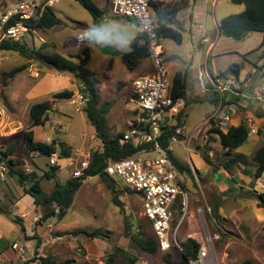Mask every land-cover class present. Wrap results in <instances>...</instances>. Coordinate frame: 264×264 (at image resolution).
Listing matches in <instances>:
<instances>
[{
    "label": "rangeland",
    "instance_id": "1",
    "mask_svg": "<svg viewBox=\"0 0 264 264\" xmlns=\"http://www.w3.org/2000/svg\"><path fill=\"white\" fill-rule=\"evenodd\" d=\"M104 2L95 0L98 7L104 8L113 17L109 4L106 6ZM5 3H7V0H0V10L2 4ZM173 4V2H169L166 6V3L163 11H170L172 6H175ZM207 8L208 20L205 29L208 33L207 38L215 46L208 59L204 60L203 58V50L206 45L201 44L200 30L198 31L197 28L191 26L187 18V10L180 13L178 23L174 26L175 30L181 35V43L177 44L166 38L163 41V57L170 77L169 82L174 73L178 71L181 73L185 90V107L178 121L180 135L176 137V142L171 144V154L181 164L189 167L192 176L194 174L191 170V163L195 165L193 156L196 154V141L191 139L192 135L199 125L210 118H217L220 113L227 114L230 117V126L239 124L245 117H251L260 132L249 136L251 138L258 137L261 140L259 147L264 146V102L250 98L252 97L253 88L264 94L263 51L261 48L252 52L259 47L261 36L260 34L250 35V38L248 37L241 42L219 36L216 31L219 22L227 16L240 13L243 7L233 5L230 0H219L215 9L211 10L210 6ZM51 10L61 21V26H56L49 32L48 30L31 29L21 36L18 41L29 48L45 47L44 52L48 53V50H50V52L62 56L70 53L82 55L87 50L90 57L86 67L93 72L97 87L100 86L99 103L100 105L105 102L111 104L110 111L106 116L110 134L112 136L119 133L123 134L134 117L135 105L130 101L132 92L129 90L137 75L146 69L143 66L145 61L142 60L135 69L128 70L121 61H117L116 58L112 57V60H116L115 65L117 66L107 67L101 56L102 48H100L98 39V32L102 30L100 26L102 17L94 19L74 0H59ZM156 19L154 17L155 22ZM164 19H166V16L163 13L162 20H160L163 21ZM202 23L200 24L202 25ZM88 30H93L91 38L86 39L84 42H78L77 37ZM105 34L107 35V33ZM48 42L50 45H48ZM246 51L251 52L249 54L243 53ZM239 55H246L247 60H239ZM237 62L242 66L239 77L244 78L245 81L252 80L254 84L249 89L244 90L239 102L231 100L228 105L223 104L220 107L219 96L213 92L211 86L207 82H205V89L199 86L197 73L207 67L208 73L213 75L214 72L223 71L227 65ZM19 67H25V69L13 78L4 77V74ZM48 72L33 60H28L10 51L5 53L0 64V153L13 146L12 158L23 163L17 166L16 170L24 177L31 173L28 172L27 167V165H31V160L34 161V169H38V167L42 171L48 169L46 166L48 164L47 158H42L38 154H31L29 156L31 160H28L25 154L23 134L24 131L30 129L28 110L33 104L52 101L51 109L58 111L57 113L55 111L48 112V121L53 118L54 121L56 120V124H59L60 127L57 126L59 133L53 134L52 127L49 126L47 121L46 128L35 131V138L38 142L43 141L45 143L47 137L56 142H60L59 140L64 141L71 147L72 156L70 158L75 160L86 153L91 154V152L100 149L99 142L93 136L92 127L83 112L85 101L81 99V95L78 93V85L72 83L75 86H71L67 85L68 83L65 81L48 79ZM64 90L73 93L70 100L57 101L52 98V94L48 95V91L61 92ZM3 100L7 101L8 107L4 105ZM222 132L225 133L226 131ZM202 138L204 136H201ZM250 143L251 145L255 144L254 148H250ZM257 144L258 142L248 141L242 147V150L247 152L246 150L249 148L251 152L256 149ZM186 147H188L187 152ZM204 148L206 149V147ZM222 156L226 155L223 154ZM219 159L221 160V158ZM219 159L216 162H219ZM0 163L3 162L0 161ZM68 163L67 159L60 160L56 177L40 182V187L44 193L52 191L55 182L63 184L71 178L69 175L71 168L68 167ZM7 174L8 172L1 181L6 180ZM179 176L187 191L189 203L187 218L180 229L178 237L180 245L187 239H195L201 244L204 240V234L207 232L213 248V255H211L213 264H244L246 261L251 264H264V207L260 206L254 195V193L261 194L263 192L252 190L255 184L264 185V175L259 181H256L257 183H255V177H248L252 180L249 184L251 190L244 192L237 190L244 201L241 207L239 205L240 209L236 206L238 203L228 211L227 209L224 210V206H222L223 215L214 218L216 225L205 211L203 212L202 223L196 209L209 207L211 210V196L209 193H212V191L210 189H213L216 193L218 191L217 187H221L220 189L225 187L223 180L219 176L206 177L207 180H201L196 175L197 182L193 176L195 182L193 184L187 174ZM15 179L17 180V178ZM112 181L115 185V195L118 198L119 205L112 202L113 194L102 181L98 177H92L83 182L63 219L57 217L52 219L53 224H58L64 231L69 230L68 233L80 230L93 234V237H91L92 245L88 244L89 240L83 233L77 236L69 234L55 242L58 244L55 248L51 250L48 248L47 257L53 259L54 264H104L108 256L114 258V264H130V258L135 259L134 264H164L165 257L173 263H178L181 260V253L176 248H172L165 253L157 251L155 255L151 256L143 253L132 242V238L137 235L152 237L151 228L141 214V200L138 196L128 193L117 179L112 178ZM26 184L27 186L30 185L28 181ZM222 192L226 193L227 191ZM220 195L222 196V194ZM221 196L218 195L217 197L221 199ZM233 199L231 197L229 201H233ZM27 207L28 205L26 206L25 203L19 209L26 211ZM229 211L231 212L230 217H228ZM3 219L0 220V222L3 221L1 223L2 230L9 238L13 236V229L19 233V227L16 224L9 219ZM18 252L20 264H30L31 261H34L35 264L39 263V258L36 257L37 253L32 258L27 259L24 254L20 253V250ZM10 253L12 252L10 251Z\"/></svg>",
    "mask_w": 264,
    "mask_h": 264
},
{
    "label": "trees",
    "instance_id": "2",
    "mask_svg": "<svg viewBox=\"0 0 264 264\" xmlns=\"http://www.w3.org/2000/svg\"><path fill=\"white\" fill-rule=\"evenodd\" d=\"M78 3L86 12H88L94 19L101 17L102 11H100L92 0H74ZM181 0L178 5L172 7L170 11H160L154 9L156 13L157 20H162V14L164 13L167 17L166 21L168 24H174V18L176 13L184 8L185 2ZM233 5L243 6V10L234 15L227 16L223 18L217 25L218 35L224 38L234 40L236 42H241L252 34H261L262 40L257 50L263 51L264 57V0H230ZM5 5L2 4V8ZM150 6L152 2L150 1ZM1 8V9H2ZM5 9H2L3 12ZM133 23L134 21L131 20ZM135 23V22H134ZM61 21L54 15L51 9L47 8L44 10L40 17L36 20H31L28 25L31 29L48 30L54 26L60 25ZM155 32L166 39H171L177 44L181 43L180 33L170 28L166 25H158L155 28ZM142 37L139 35L133 39L131 46L132 49L128 53L121 55V63L128 70H133L137 67L141 60L148 58V50L144 45H140L139 41ZM2 48L5 51L15 52L28 60H33L48 71H54L58 74H71L75 77L79 83L78 93L84 98L85 106L83 112L90 126L93 128L94 137L98 140L100 149L91 152L89 154V167L85 171L84 177L80 179H68L63 184L55 182L54 188L49 193H44L40 187V182L42 180H50L56 177L59 171L58 165L55 167H50L48 164L46 166L48 169L41 170L35 169L28 176L24 177L19 171L16 170L17 166L22 165V161L12 158L14 152V147H8L4 152L0 153V161L7 168L9 176H16L17 183L22 188L24 195H29L33 199L35 207L39 209L40 217L36 221V225L44 224L52 218H63L67 211L70 209L75 194L78 192L83 182L87 178L98 177L106 188L113 194L112 202L115 205H119L117 196L115 195V185L109 177L103 173L105 163L108 159L113 161H120L131 157L142 150V147L135 146L130 143H122L121 133L112 136L107 125V114L110 111L111 104L105 102L100 105L98 98L97 84L94 80V74L86 66L89 61V52L86 50L82 55H69L67 57L61 56L58 53H46L43 50L45 47L40 48H29L25 44L19 41H6L2 44ZM250 53V52H249ZM247 53V54H249ZM246 55L241 56L245 59ZM246 60V59H245ZM264 66V65H263ZM25 67H19L6 74L5 78H13L16 74L22 72ZM242 66L240 64H231L224 72L220 73V77L234 76L239 77ZM181 74L176 73L174 77V83L172 85V96L184 98V87L181 83ZM252 82V80H251ZM73 93L68 90H64L59 93L52 95L55 100H70ZM241 97L232 99L235 102H239ZM223 104L228 105L230 102L227 97L222 100ZM3 103L8 107L6 100ZM52 101H42L30 106L28 110V117L30 120V129L24 131L23 142L25 146V154L28 160L31 154H38L42 158H49L52 154H57L59 159H67L72 156V150L67 147L62 142L52 141L50 145L45 144L43 141L38 142L35 138V131L38 129H44L47 126V121L49 118L48 112H52L51 109ZM182 115V111L177 114L174 119L178 123L179 118ZM175 127H179V123ZM173 129H168L161 134L159 139L160 144L163 148L169 146V141L173 135ZM201 136L206 137V141L203 144L208 151L214 152L215 154H225L229 156L234 150L242 146L247 138L248 131L244 125H238L237 127L228 126L226 132L223 133L217 127L213 120H210L202 129V134L196 141V147L200 148L202 146ZM169 159L173 166L176 168L178 173L187 174L193 181V176L189 167L181 164L170 152L168 153ZM205 162L209 163L206 156L202 157ZM253 162L256 164V169L254 172L255 178H260L264 174V146L259 147L252 157ZM31 166H34V161L31 160ZM32 177V183L29 186H25V178ZM257 201L260 206L264 207V193L255 194ZM218 207L219 203L216 202L212 205V218H218ZM4 208L1 206L0 200V215L6 216L13 223L18 225L20 231L24 233V227L22 221L19 218L9 216L5 214ZM177 216V215H175ZM83 233L88 238L91 239L93 234L86 233L80 230H75L70 233H64L66 235H77ZM40 241H38L39 243ZM132 242L143 252L148 255H155L157 253V245L153 237H141L137 235L132 238ZM38 247V244H37ZM199 243L193 239H187L181 244V260L178 263H173L169 258L165 257L164 264H186L188 259H194L197 256L199 250ZM123 252V251H122ZM38 264H54L53 259L49 258H39ZM135 259L130 258V264H134ZM26 264V263H25ZM30 264H35L31 261ZM104 264H114V258L108 256ZM244 264H251L249 261L244 262Z\"/></svg>",
    "mask_w": 264,
    "mask_h": 264
},
{
    "label": "built area",
    "instance_id": "3",
    "mask_svg": "<svg viewBox=\"0 0 264 264\" xmlns=\"http://www.w3.org/2000/svg\"><path fill=\"white\" fill-rule=\"evenodd\" d=\"M57 2L58 0H15L7 5L3 12H0V64L7 53L2 48V44L6 41H18L21 36L31 30L28 23L36 20L45 9H51ZM108 4L114 17L132 20L137 25L142 37L141 45L148 50L153 74L138 77L133 81L130 101L135 105L134 117L121 138L122 143L140 146L142 150L120 161L108 159L103 173L110 179H117L128 193L137 195L141 200V214L150 225L157 250L165 253L176 248L181 253L178 237L187 218L189 203L180 174L171 163L168 153H171V144L175 143L176 137L180 135L179 127H175L177 122L174 117L183 111L185 100L182 97L172 96L163 57L164 38L155 32L156 26L150 12V0H109ZM197 82L203 89H205V82L211 86L213 92L219 96L220 107L223 105L224 97H227L229 102L234 98L242 97L244 90L252 85L250 80L245 81L244 78L213 76L206 70L198 71ZM251 93V99L264 102V94L260 90L253 88ZM81 99L86 101L82 97ZM210 120H213L215 127L221 131H226L231 123L227 114L220 113L217 118H210L199 125L192 135V140L197 141L203 127ZM241 125L246 127L248 134H257V127L254 126L251 117H245ZM163 128L165 131L174 128L167 148H163L159 141L164 132ZM52 141V138L47 137L45 144L50 145ZM205 141L204 136L203 142ZM187 151L188 147H186ZM89 157V153H86L76 160L68 158L72 179L84 177L89 167ZM58 162L56 153L48 158L50 167L57 166ZM191 170L193 172L192 165ZM6 173V166L0 163V180L4 179ZM193 176L197 182L195 174ZM204 211L212 219L209 207L197 208L196 213L202 223ZM199 245L196 258L188 259L186 264H213L211 258L213 248L207 232ZM19 250L23 255V250Z\"/></svg>",
    "mask_w": 264,
    "mask_h": 264
},
{
    "label": "crops",
    "instance_id": "4",
    "mask_svg": "<svg viewBox=\"0 0 264 264\" xmlns=\"http://www.w3.org/2000/svg\"><path fill=\"white\" fill-rule=\"evenodd\" d=\"M14 1L15 0H11V1L7 0V3L4 4L5 6L2 9H5L7 5H9L10 3L14 2ZM96 1H100V2L105 1L104 2L105 5L108 6L109 0H96ZM150 1L153 2L152 3L153 5L150 6L151 7L150 12H151V16L153 18V21H154V24L156 27L158 25H160V23H161V25H166L172 29H175L174 26L178 23V16L180 15V13L182 11L187 10L188 11V15H187L188 17L187 18L189 19L191 26L194 28H197L198 31L200 30V36L202 39L201 44L206 45L204 47V50H203L204 60L208 59L211 56L212 52L214 51L215 46L207 38L208 33H207V30L205 29L206 28L205 27L206 22L208 20L207 19V17H208V14H207L208 8L207 7L210 6L211 10L215 9L219 0H184L183 2H185V6H184V8H182L181 10H179L176 13V16L174 18V21H175L174 24H168L167 22H165L167 17L163 21L160 20L161 22L159 20H157L156 19L157 18L156 13L154 12V9H158V10L162 11L163 8L168 6L169 2H173L174 3L173 5L176 6V4L179 3L181 0H150ZM92 2L95 4V6H97V8L100 11L104 10V8L101 9L100 7H98V4L95 3V0H92ZM166 3H167V5L165 6ZM172 7H174V6H172ZM2 9L0 10V12L2 11ZM101 17L102 18L100 19V21H101L100 26H101L102 30H99V32H98V39H99L100 48L109 47V48L115 50L118 53V56L113 57V58H116L117 61H121V59H120L121 55L131 51V49H132L131 43H132L133 39H135L136 37H138L140 35L138 32V29H137V25L134 22L132 23L131 20H128V19L114 17V16L112 17L108 13V11L106 12L105 10L102 12ZM154 17H155L157 23L155 22ZM201 22H203L202 25L200 24ZM57 26H59V25H57ZM54 27H56V26H54ZM54 27L48 29V32L50 30H52ZM216 31H217V26H216ZM105 33H107V35ZM253 35H255V34H252L251 36H253ZM260 36H261V34H260ZM261 40H262V37H261ZM261 40H260V43H261ZM50 41H51V39H50ZM49 42H48V45H50ZM139 44L141 45V41H139ZM48 52L52 53V52H50V50H48ZM249 52H251V51H246L243 53L246 54ZM227 53H231V52H227ZM69 55H76V54H72V53L65 54L64 57H67ZM240 55L238 56V57H240L239 60L241 59V60L245 61L246 57H245V59H242ZM101 56L103 58V61L106 62L107 67L111 66L113 68V67L117 66V65H115L116 60H112L113 59L112 57L105 56L103 54H101ZM143 61H145L143 63V66L146 69L144 71L140 72L135 79H137L138 77H141V76L153 74V68L151 66L149 58L144 59ZM141 62H142V60L139 63H141ZM235 64H240V63L237 62ZM230 65H227L226 69ZM203 70L208 71L207 67H205ZM225 70L219 71V72H214L213 75L214 76L219 75L220 73L224 72ZM176 73H180V72H178V71L175 72L174 75L172 76V78L170 79V82H169L171 90H172V85L174 83V77H175ZM48 79H53L54 81H61V82L65 81L68 83L67 85H71V86L79 85L77 79L75 77H73L71 74H67V73L58 74L54 71H49L48 72ZM180 81L183 84L182 76H181ZM72 83H75V85H73ZM252 84H254V81H252ZM97 88H98V93L100 94V92H101L100 86H98ZM50 91H52V90H50ZM50 91H48V95L49 94L54 95L55 93H59V92H50ZM129 91L132 92V86L130 87ZM52 111L54 112L55 110H52ZM55 112L57 113L58 111L56 110ZM53 119L48 121L49 126L52 127L53 134L59 133L58 132L59 128H60L58 126L59 124H56L57 123L56 120L54 121ZM238 125H241V122L237 125L235 124L234 126L233 125L232 126L236 127ZM57 126L59 128H57ZM254 126H256L255 123H254ZM92 130H93V128H92ZM259 132H260V130L257 127V134H259ZM92 134H94V131ZM249 135H252V134H248L247 142L251 141V140L253 142H258L256 149L251 151V152L249 151V148L246 150L247 152L242 150V147L247 142H245L242 146H240L239 148L234 150L229 156H222L223 154H215L214 152H211V151H208L207 149H205L204 146H201L200 148H197L195 146L196 154H195V156H193L195 159V165L193 163H191V165H193L192 168H193V172H194L195 176L198 175V177L201 180L202 179L207 180L206 177H217V176H219L223 180V183L225 185V187H223L222 189H220L221 187H219V188L217 187V190L219 191V192L217 191L218 193L217 192L215 193V191L213 189H210L212 191V193H209L211 196V207H212V205H214V203H216V202L219 203L218 216L223 215V213L221 211L222 206H224V210L227 209V211H228L230 208L232 209V207H234V205L236 203H238L236 206H238V209H240L239 205L241 207V205L243 204L244 201L240 197V194L238 193L237 190H239V192L251 190L249 184L251 183L252 180L249 178L250 177L254 178V171L256 169V164L253 162L252 157H253L254 153L256 152V150L259 148V144H261V140L258 139V137H252L251 138ZM57 138L60 139L59 137H57ZM59 141L62 142L61 140H59ZM62 143H64L67 147H69L71 149V147L68 144H66L64 141ZM249 146L252 149V148H254L255 144L251 145V143H250ZM203 156L207 157V159L209 160V163L205 162V160L202 158ZM219 158H221V160ZM217 159H219L220 161L216 162ZM60 160H65V159H59V161ZM67 160H68V158H67ZM27 167H28V172H33V170H35L34 167L31 165L30 166L27 165ZM69 175H70V172H69ZM261 177L255 178V183H257L256 181H259V179H261ZM7 178L5 181L0 180L1 206L4 208V211L6 212L5 214H8L9 216H12V217L19 218L22 221V225L24 227V233H22L20 231V228H19V233H18V231L13 229V231H12L13 236H12V238H9L4 233V231L2 230V224L1 223L3 221L0 222V264H20L21 261H20V258L18 256L19 255V252H18L19 249L23 250L24 256H26L27 259L32 258L35 253H37V255H36L37 258H40V257L46 258L48 256V248L50 250L52 248H55L58 245L55 242H57L58 240L68 236L69 234L66 235L64 233H68L69 230L64 231V229H61L58 224H53V222H52L53 218L48 220L44 224L36 225V221L40 217V212H39V209L37 207H35V205L33 203V199L29 195L23 194L22 188H20V186L17 183V180L15 179L16 176H9L7 174ZM31 179H32V177L25 178V180H24L25 186H27V184H26L27 181L29 184L32 183ZM89 179L90 178H87L85 181H87ZM253 188L254 189H252V190H256V192H263L264 193V191H262V190H264L263 184L262 185H256L255 184V186ZM222 191H227V192L223 193ZM188 194H189V192H188ZM220 194H222V196ZM218 195L221 196V199H219L217 197ZM231 197L234 198L233 201H229L231 199ZM25 203H26V206L28 205V207L26 208V211L20 210L19 207ZM230 211H229L228 217H230V213H231ZM2 217H5L6 219H8L6 216L0 215V220L3 219ZM5 218L3 220H5ZM212 219L214 220V218H212ZM214 222H215V220H214ZM214 224L216 225V222ZM77 235H79V234H77ZM77 235H74V236H77ZM87 239L90 242V243L88 242V244L92 245V243H91L92 239H90L88 237H87ZM38 241H40V242L38 243ZM195 241L197 242V240H195ZM37 244H38V247H37ZM10 251L12 253H10Z\"/></svg>",
    "mask_w": 264,
    "mask_h": 264
},
{
    "label": "water",
    "instance_id": "5",
    "mask_svg": "<svg viewBox=\"0 0 264 264\" xmlns=\"http://www.w3.org/2000/svg\"><path fill=\"white\" fill-rule=\"evenodd\" d=\"M101 53L103 55L109 56V57H117L118 56V53L109 47H102ZM162 131H165V128H163Z\"/></svg>",
    "mask_w": 264,
    "mask_h": 264
},
{
    "label": "clouds",
    "instance_id": "6",
    "mask_svg": "<svg viewBox=\"0 0 264 264\" xmlns=\"http://www.w3.org/2000/svg\"><path fill=\"white\" fill-rule=\"evenodd\" d=\"M93 30H88V31H85L83 33H81L78 37H77V40L78 42H84L86 39H90L91 38V32Z\"/></svg>",
    "mask_w": 264,
    "mask_h": 264
}]
</instances>
